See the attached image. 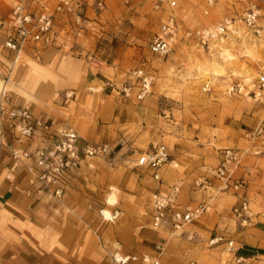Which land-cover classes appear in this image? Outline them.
<instances>
[{"label":"rangeland","instance_id":"374dc122","mask_svg":"<svg viewBox=\"0 0 264 264\" xmlns=\"http://www.w3.org/2000/svg\"><path fill=\"white\" fill-rule=\"evenodd\" d=\"M16 1L0 0V17ZM58 1L47 0L50 8ZM71 1V9L56 17L53 44L28 45L17 54L1 46L0 29V91L7 90L14 106L23 97L69 106L62 110L77 130L71 112L81 105L82 93L90 109L95 103L106 108L117 97L123 103L114 122L95 121L108 129L95 140L85 137L114 147V161L101 155L82 160L69 173L75 185L69 184L59 198L45 194L47 207L56 214L63 211L62 221H74L81 234L108 247L117 259V254L148 245L153 250L136 254L155 255L165 263L169 255L158 253L170 247L175 264H264V86L258 82L264 74V31L254 37L240 26L239 37L213 41L209 48L182 37L185 29L210 27L240 11L247 0H215L206 14L202 0H176L179 31L162 58L151 53L149 44L166 18V5L155 7V0ZM261 7L264 27V2ZM143 63L155 77L144 88L148 91L136 99L134 81L130 97L122 96L121 83ZM153 143L165 144L170 153L159 180L150 167L135 165ZM224 148L241 152L235 175L246 185L238 192L219 189L214 175ZM110 193L114 204L107 203ZM242 193L251 212L243 224L233 212ZM156 196L168 200L167 214L198 204L206 209L178 229L168 224L153 229ZM217 234L233 239L237 250L224 241L211 243Z\"/></svg>","mask_w":264,"mask_h":264},{"label":"built area","instance_id":"2783aa9c","mask_svg":"<svg viewBox=\"0 0 264 264\" xmlns=\"http://www.w3.org/2000/svg\"><path fill=\"white\" fill-rule=\"evenodd\" d=\"M205 9L213 5L215 0H202ZM261 2L264 0H247L240 11L225 15L220 21L210 27L185 29L182 37L194 40L198 45L209 48L211 42L221 40L229 36L239 37L240 26L245 28L246 34L260 37L264 31L260 17L262 15ZM155 7L166 5L169 9L166 18L153 35L149 44V50L156 56L165 57L172 48V44L179 31V22L175 14L176 0H155ZM73 6L71 0H60L50 8L47 0H17L6 16L0 17V29H2L1 46L9 51L17 52L30 45H50L56 42L57 33L54 23L57 15ZM153 68V66H150ZM154 72L143 63L135 68L124 80L119 92L128 98L132 94L133 82H137L139 90L135 94L136 99L144 97L148 90L144 89L154 80ZM264 86V74L258 79ZM260 95V92L257 93ZM66 93V97H68ZM12 100L7 90L0 92V138L4 137L3 123L7 122L15 130L17 141L30 140L34 131L38 128L46 132L49 125L39 119H33L28 109H16L12 107ZM111 154H113L111 156ZM114 147L106 142L80 141L77 130L70 124H66L54 131V138L48 141L42 138L32 149L10 148L9 155L13 161L23 162L26 170L27 188L24 194L32 192L49 194L59 198L69 185V173L80 165L87 157L101 155L108 156L109 162L115 159ZM170 153L163 143H153L151 150L141 154L135 165H145L152 169V177L160 179V168L169 160ZM241 152L238 149L224 148L220 151L218 164L214 175L219 181V189L238 192L245 187L246 182L242 177L235 175V169L240 163ZM238 204L233 212L241 224L250 217L249 199L247 194L238 195ZM168 200L157 197L154 202L155 212L152 218V226L157 229L164 224L173 228H180L183 224L197 218L205 209V204H198L194 208L185 210H171L166 213ZM167 214V215H166ZM224 241L231 251L237 250L235 241L227 239L223 234H217L211 239V243ZM159 247V246H158ZM142 261L149 264H162L158 257L150 259L148 255H126L118 258L121 264L128 261ZM193 264V263H191Z\"/></svg>","mask_w":264,"mask_h":264},{"label":"crops","instance_id":"0c3cea01","mask_svg":"<svg viewBox=\"0 0 264 264\" xmlns=\"http://www.w3.org/2000/svg\"><path fill=\"white\" fill-rule=\"evenodd\" d=\"M80 100L81 105L75 107L71 114L81 142L86 140L85 137L95 140L100 131L108 129L109 125H100L95 121L114 122L121 115L123 103L118 97L108 103L106 108L101 103L88 108L85 105V93L81 94ZM19 103V107H12L28 109L31 117L48 124L49 130L44 132L37 128L32 139L19 142L14 128L7 122L3 123L4 137L0 138V264H121L111 252L108 253V247L97 244L86 236V232L81 234V227L74 221H62L63 211L56 214L51 207H47L45 194H24L28 186L25 166L23 162L10 158V148L32 149L42 138L51 141L54 131L68 124L62 108L69 106L54 107L56 104L52 103V107L46 101H40L39 104L24 97L20 98ZM75 181L77 179L72 178L69 184L75 185ZM69 194L67 196L70 198ZM72 213L77 215L78 212L72 210ZM136 249V252L153 250L148 245ZM130 252L134 251L126 250L124 256ZM136 252L133 255H137ZM158 254L169 255L166 263L160 261L162 264H175L176 257L170 247L169 252ZM124 264L135 263L128 261Z\"/></svg>","mask_w":264,"mask_h":264},{"label":"bare ground","instance_id":"6f19581e","mask_svg":"<svg viewBox=\"0 0 264 264\" xmlns=\"http://www.w3.org/2000/svg\"><path fill=\"white\" fill-rule=\"evenodd\" d=\"M146 87H148V85H146ZM2 90H6V89L3 88ZM115 202H116V200L113 197V193L109 194V196L107 197V203L108 204H114ZM102 212H103L105 218H107V219H110L111 218V213L109 212V210L104 209ZM119 258H120V255H119Z\"/></svg>","mask_w":264,"mask_h":264}]
</instances>
